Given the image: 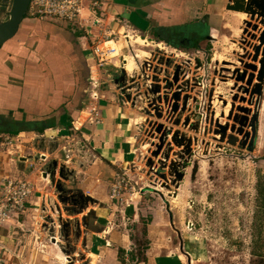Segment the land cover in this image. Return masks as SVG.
<instances>
[{"label": "rangeland", "instance_id": "1", "mask_svg": "<svg viewBox=\"0 0 264 264\" xmlns=\"http://www.w3.org/2000/svg\"><path fill=\"white\" fill-rule=\"evenodd\" d=\"M223 1L217 0L220 5ZM7 18L8 13L3 20ZM218 20L216 31L191 49L170 46L152 33L135 32L134 36L128 32L123 39L115 34L108 40L119 48V56L129 46L131 53L124 52L123 56L133 61L129 69L124 68L128 76L132 74L131 78L138 60L150 58L155 64L151 89L147 82L140 81L141 87L134 85L136 91L126 95L134 101L130 108L134 111L136 137L135 159L127 167L129 171H124L130 175L131 186L124 192L128 206L123 209L136 204L141 220L127 221L119 212L114 217L116 224L111 232L126 238L115 243L117 249L122 248L117 251L116 260L124 264H147L148 249L168 251L164 237H172L178 245L181 234L187 250L194 253L191 264H264V81L259 79L264 18L223 11ZM137 37L149 42V48L134 45ZM120 76V70L108 65L107 73H102V86H108L110 80L113 91L119 94L124 85L114 81ZM130 83L126 77V92L131 89ZM203 83L207 86L206 98L198 104L202 90L195 87L200 88ZM181 85L186 88L178 90ZM90 86L94 95V83ZM5 137H0L4 145ZM21 141H12V145ZM175 141L183 143L178 145ZM29 142V146L39 150L38 159L44 154L45 165L56 160L66 170L60 176L58 168L55 182L40 180L42 184L47 182L41 191L43 198L38 210L28 214V223L21 231L23 241H28L37 254L38 249L45 252L46 246L59 251L62 263H54L42 253L41 264H108L106 259L101 262L99 252L92 249L97 235L107 229H97L93 223L89 208L97 201H86L88 195L83 194L70 174L85 148L77 151L75 139L66 143L33 136ZM29 142L24 143L28 146ZM63 145L71 150V161L61 150ZM16 150L28 154L24 148ZM37 173L40 176V170ZM139 196L141 201H137ZM151 216L162 232L161 239L152 238L157 240L156 246L148 241L143 225ZM189 222L194 223L191 230ZM166 226L170 235L165 234ZM158 252L159 249L155 251ZM179 256L188 264L182 253Z\"/></svg>", "mask_w": 264, "mask_h": 264}, {"label": "crops", "instance_id": "2", "mask_svg": "<svg viewBox=\"0 0 264 264\" xmlns=\"http://www.w3.org/2000/svg\"><path fill=\"white\" fill-rule=\"evenodd\" d=\"M103 1L104 23L114 34L122 33L123 25H127L142 35L152 33L170 46L189 49L196 48L209 34L212 35L211 31L219 24L221 12H227L228 2L224 0L220 5L217 0ZM9 8L10 0H0V22L4 21ZM90 43V39L83 38L82 33L73 32L60 22L26 16L16 36L0 46V137L10 136L17 142L22 140L9 148L0 141V186L4 179L18 176L28 178L34 186L26 210L14 214L8 223L0 227V264H41L44 259L42 253L54 263L61 262L59 251L52 246H46L45 252L38 249L37 254L28 241H23L21 231L28 223V214L38 210L43 198L41 191L47 183L44 181L42 184L40 180L43 178L37 173L45 162L37 160L39 150L29 146V141L33 136H53V140H62L61 136L69 135L72 122H77V126L82 124L81 131L73 138L75 149L85 148L71 167L73 178L84 195L97 201L89 208L94 215V225L100 230L107 228L103 234L97 235L92 249L99 252L101 262L106 259L108 264H124L116 260L117 251L122 248L117 249L115 243L126 238L124 234L121 239L119 232H111L116 224L114 217L119 212L127 221L139 222L141 214L136 204L123 209V205L111 201L108 187L117 173L129 171L127 167L135 159L134 111L120 102L111 83L101 86L98 101H93L86 93L89 77L102 74L94 67L95 60L88 49ZM91 90L90 86L88 92L93 95ZM263 99L264 89V108ZM96 105L101 116V123L97 125L91 123L87 113L91 106ZM27 141L28 146L24 143ZM20 147L28 154H20L16 150ZM125 195H122L123 199ZM139 197L137 201H141L142 196ZM144 221L148 241L155 237L161 239V227L154 218L151 216ZM165 228H162L165 234L170 235L168 227ZM181 237L178 245L172 237H164L168 251L156 247L148 249L145 253L147 264L158 261L159 264H184L179 256L182 253L187 258L183 252L188 253L192 261L194 253L187 250L182 234ZM152 241V245L156 246L157 240ZM157 249L159 252L156 254Z\"/></svg>", "mask_w": 264, "mask_h": 264}, {"label": "built area", "instance_id": "3", "mask_svg": "<svg viewBox=\"0 0 264 264\" xmlns=\"http://www.w3.org/2000/svg\"><path fill=\"white\" fill-rule=\"evenodd\" d=\"M104 2L105 1L103 0H30L26 16L31 19H43L53 22H60L67 27H70L73 32L82 33L83 38L90 39L91 43L88 49L95 60L94 67L97 68L96 71L107 73V66L113 65V67L116 69L120 71L123 70L126 73L127 81L131 82V89L127 90L128 92H126L125 84L124 87L119 89L121 92H119L118 95L120 98L119 100L123 105L131 107L132 104L134 106V101H132V99L130 101L126 99L127 93H131L129 91H136L137 86L141 87L140 81L147 82L149 88L151 89L150 83L152 82V77L155 75V64L150 61V58L138 60L136 64V70H134L133 78H128L130 76H128L124 69L123 55H126L124 52H126L127 55L130 54L131 50L129 46H126L122 50L121 56H114V48L107 46L108 40L113 39L112 37H114L115 34L111 28L104 23ZM120 23L123 22L120 21ZM123 28L124 30L122 33H117L121 39H123V37H125L128 32H131L134 34V36H136L135 31L128 28L127 25H123ZM94 30L99 31L97 34H95ZM100 35L102 37H100ZM197 70L200 71L201 68ZM107 77H109V75H107ZM188 78H190V75L186 79ZM195 79H198V77H195ZM107 82L112 84L110 80ZM87 83L88 85L86 88V93L93 101H98L100 99L99 91L104 83L102 74L100 73L99 77L96 75H91ZM92 83H94L96 88L94 95H90L88 92L90 84ZM193 83L195 82L193 81ZM134 85H136V87ZM185 88L186 85L183 87V89ZM190 88H192V86H190ZM195 88L202 90L200 91L202 96L200 95L197 97L199 104L203 100V97L206 98L207 86H205L203 83L201 84L200 88ZM180 89H182V85ZM87 113L88 119H91L92 124L97 125L101 123V116L97 105L91 106ZM78 125L79 126H77V122H72L69 128V135L61 136L62 140H64L66 143H68L70 140H73L74 136H77V134L81 131L82 124L78 123ZM45 138L53 139L54 137L49 136ZM5 140L7 141L5 142V146L12 145L13 140L10 136H6ZM66 147L67 146L63 145L61 150L66 153V158L69 159L68 153H70L71 150H66ZM42 155L44 154L39 156L41 161H43ZM69 161L71 160L69 159ZM40 176L42 177L41 172ZM130 181L131 180L129 176L125 174L124 171L121 174H116L113 182L110 184V200L117 201L119 204H121V206H128V204H126L127 201L125 202L122 195L127 190L128 185H130ZM33 189V184L28 178L23 176L10 177L2 181L0 186V227L8 223L14 214H21L26 210V203L32 195ZM131 189H134V187L132 186ZM187 226L188 229L191 230L194 228V223L189 222Z\"/></svg>", "mask_w": 264, "mask_h": 264}, {"label": "water", "instance_id": "4", "mask_svg": "<svg viewBox=\"0 0 264 264\" xmlns=\"http://www.w3.org/2000/svg\"><path fill=\"white\" fill-rule=\"evenodd\" d=\"M29 2L30 0H10L8 18L0 22V46L5 44L7 41L13 39L18 33L21 23L26 18ZM226 10L231 12H244L247 15H250L252 18L256 15L264 18V0H228V3L226 5ZM263 42H264V34L263 37L261 38L260 43L263 44ZM258 55H259V50L257 49L255 60L257 59ZM262 59L263 60L261 62V73L259 78L260 81H264V50L262 53ZM121 74L122 76H120V78H117L114 81V83L115 84L120 83L122 85H125L126 76L123 70H121ZM259 94L262 95L261 88H259ZM126 99L129 101L130 97L127 96ZM253 134H255V131L253 132ZM174 139L176 140V138ZM175 142L178 143V145H181L183 143L178 141ZM22 160H26V159L23 158ZM58 168H59L60 176H63V172L66 170V166L60 165L56 160L50 161L47 165L43 166L40 169V172L42 173V177L44 179L46 180L52 179V182L53 181L55 182L54 175L56 174ZM70 174L73 177L74 174L73 171H71ZM62 178H64L65 180L68 179V177H62ZM85 199L86 201H92V198H90L89 196H86ZM181 251L183 252L182 245H181ZM183 253L187 256L188 264H191L189 254L186 252Z\"/></svg>", "mask_w": 264, "mask_h": 264}, {"label": "bare ground", "instance_id": "5", "mask_svg": "<svg viewBox=\"0 0 264 264\" xmlns=\"http://www.w3.org/2000/svg\"><path fill=\"white\" fill-rule=\"evenodd\" d=\"M125 41H126V39H125ZM127 42V41H126ZM150 43L149 42H147V41H145V40H143L142 38H140V37H137L136 39H135V41H134V45H137V46H139V47H148V45H149ZM107 46L108 47H112V48H114V50H115V56H119L118 55V47H116L115 46V44H114V42L113 41H109L108 43H107ZM151 46V45H150ZM160 46V45H159ZM149 48V47H148ZM138 51V50H137ZM140 51V50H139ZM138 54H139V52H138ZM147 54V53H146ZM141 56V55H140ZM143 56V55H142ZM124 57V56H123ZM147 57V56H146ZM136 58V57H135ZM145 58V57H144ZM123 61H124V68L126 69V67L128 68V66L129 65H132L133 63V61L131 60V59H129V58H127L126 56L124 57V59H123ZM131 67V66H130ZM129 67V68H130ZM128 68V69H129ZM132 77V74L130 75V78ZM183 84H184V82H182ZM180 85V84H179ZM183 85H182V89H183ZM181 89V90H182ZM178 90H180V88L178 89ZM45 180V179H44ZM54 240H56V238L54 239Z\"/></svg>", "mask_w": 264, "mask_h": 264}, {"label": "trees", "instance_id": "6", "mask_svg": "<svg viewBox=\"0 0 264 264\" xmlns=\"http://www.w3.org/2000/svg\"><path fill=\"white\" fill-rule=\"evenodd\" d=\"M119 251H121V250H119ZM122 263H123V261L122 260H120Z\"/></svg>", "mask_w": 264, "mask_h": 264}]
</instances>
